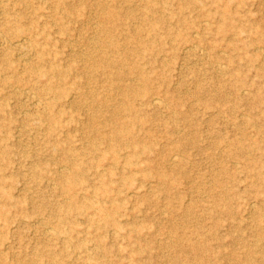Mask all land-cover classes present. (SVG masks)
<instances>
[{"label":"rangeland","instance_id":"1","mask_svg":"<svg viewBox=\"0 0 264 264\" xmlns=\"http://www.w3.org/2000/svg\"><path fill=\"white\" fill-rule=\"evenodd\" d=\"M0 30V264H264V0H0Z\"/></svg>","mask_w":264,"mask_h":264},{"label":"bare ground","instance_id":"2","mask_svg":"<svg viewBox=\"0 0 264 264\" xmlns=\"http://www.w3.org/2000/svg\"><path fill=\"white\" fill-rule=\"evenodd\" d=\"M145 1H148V0H145ZM112 15L114 16L115 14L114 13H112ZM115 17V16H114ZM116 18H117V15H116ZM208 26H209V24H208ZM197 35V34H196ZM195 35V36H196ZM4 37L5 36H2V32H1V30H0V42H2L3 40H5L4 39ZM26 39V38H25ZM28 40V39H27ZM9 41V40H8ZM5 42V41H4ZM10 43V42H9ZM22 42H20V44H21ZM15 44V43H14ZM17 44H19V43H17ZM20 44H19V46H20ZM32 45V44H31ZM2 46V45H1ZM30 46V45H29ZM21 47V46H20ZM24 52V51H23ZM27 60V59H26ZM56 71V70H55ZM57 72V71H56ZM3 77V76H2ZM142 82V84L144 85L145 84V80H143V81H141ZM46 90L47 91H51L52 89H50V88H46ZM134 93H136L137 92V90H132ZM28 92V91H27ZM31 93V92H30ZM27 94V93H26ZM33 95H34V93H33ZM32 94H31V96H33ZM30 95L28 94L27 95V97H29ZM30 96V97H31ZM34 98V97H33ZM157 99V98H156ZM28 100V99H27ZM161 100H159V103H161L160 102ZM157 102V101H156ZM155 102V103H156ZM38 103V102H37ZM36 103V104H37ZM158 103V104H159ZM115 110V109H114ZM120 110H132V105H130V104H128V103H126V102H122L121 103V105H120ZM128 122L129 123H132V122H135V118H131L130 120H128ZM121 131L122 130H117V129H114L113 131H112V133L110 134V138L112 137V138H114L115 140H116V143H117V145L118 146H130V145H133V144H136V142L132 139L130 142H125L124 140H123V138H122V134H121ZM175 158V157H174ZM174 158H173V160H174ZM177 159V158H176ZM175 161V160H174ZM174 163V162H173ZM63 169V168H62ZM70 171V170H69ZM71 176V177H70ZM61 180H62V183H63V185L64 186H68V187H71V186H73V185H75V184H77V183H81V181H83V179H81V177H80V173H78V171H75V172H72V173H69V175L68 176H66L65 174H63L62 176H61ZM100 217L105 221V223H107V224H110V225H115V226H118V223H117V221H115V219L111 216V214H110V212L109 211H107V212H105V213H103V214H100ZM46 232V231H45ZM48 234V233H47ZM48 235H50V234H48ZM99 246V245H98ZM200 247V246H199ZM195 247H193V249H194ZM78 254V253H77Z\"/></svg>","mask_w":264,"mask_h":264}]
</instances>
